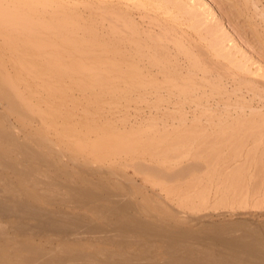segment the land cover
Instances as JSON below:
<instances>
[{"label":"rangeland","instance_id":"rangeland-1","mask_svg":"<svg viewBox=\"0 0 264 264\" xmlns=\"http://www.w3.org/2000/svg\"><path fill=\"white\" fill-rule=\"evenodd\" d=\"M259 1L260 7H264V0ZM74 3L86 21L105 14V23L115 16L152 37L167 36L171 51L180 55L177 56L182 71L166 76L141 65L145 75L137 83L147 85V89L137 90L132 79L116 78L109 65H102L97 45L80 42L83 33L54 42L47 31H28L16 25L14 17H0V88H3L0 134L10 131L14 136L12 142L0 140V157L3 165L8 166L0 168V196L10 197L12 190H17L14 192L18 199L35 208L83 218L80 235L85 234L86 238L62 241L34 233L22 235L16 227L17 218L0 217V260L8 259L14 264L18 258H24L27 251L16 250L23 245L47 251L57 247L77 250L96 256L98 261L104 260V255H99L103 252H120L116 245L90 238L105 234L117 237L116 229L107 228L106 231L112 232L97 234L85 230L89 223L105 224L92 208L97 205L101 209L108 203L99 200L84 208L61 204L52 195L59 191V196L67 197V184L98 193L107 189L106 195L131 201L134 208L130 214L163 225L197 229L203 224L249 222L264 235V24L250 0H76ZM98 33L111 39L107 28ZM125 39V34L120 33L114 42L120 46L122 41L127 44ZM176 40L191 53V58L199 59L206 73L197 70L188 74L189 60L183 51L174 50ZM116 46L112 43L110 47ZM151 83L156 87L150 88ZM16 142L28 152H38V156L48 159L39 156V162H32L18 156L14 149L21 146ZM104 143H108L107 147ZM116 143L120 149L129 148L118 151ZM76 145L87 147L79 151ZM98 145L108 150L97 151L101 149ZM215 149L221 159L211 160ZM230 153L241 154L238 161L232 160ZM9 162L16 169H10ZM24 168L36 173L32 178L39 175V186L27 182L28 178L21 174ZM233 169L239 171L235 179L231 177ZM243 184L247 186L245 192L241 191L245 190ZM43 189L50 194L47 196ZM26 225L32 227L34 222L27 221ZM156 243L153 254L160 256L161 243ZM128 250L136 251L135 245Z\"/></svg>","mask_w":264,"mask_h":264},{"label":"bare ground","instance_id":"bare-ground-1","mask_svg":"<svg viewBox=\"0 0 264 264\" xmlns=\"http://www.w3.org/2000/svg\"><path fill=\"white\" fill-rule=\"evenodd\" d=\"M75 1L76 0H0V17L12 16L16 19V25L21 26L23 29L28 30V31H34V30H36V31H39V30L40 31H47L51 34V38L54 42L60 41L61 39H64V38L68 39L69 37H73L72 34H78V33L82 34L83 33V35L80 38V42L82 44H92V45L95 44V45H97L99 48V59L101 60L102 65H104V66L109 65L111 67L110 70L115 72L116 78H121V76H127L130 79H132L134 81V88L135 89L145 88L147 86V85L145 86L144 84H142L140 82L137 83V81L142 80L143 78H141V77H144V75H145L143 70L141 69V65H147L149 68L157 69L158 74H162V75H166V76H169V75L172 76V75H175V74L182 71V70L180 71V64H179V59L177 56L179 54H177V52H175V51H174L175 53H173V51H171V49H170L171 47L169 46V43H168L171 41L169 40V38L167 36L157 34V36L152 37L154 35L151 36L147 32H141L137 26H134V24H130V23L125 22V21L121 22L115 16H112L113 18L110 17L111 19L108 18L109 19L108 23H105V20H107V17L105 14H103L100 17V19L93 17L91 20L86 21L84 19V17L81 16V14L78 12V8H77L78 6L76 3H74ZM260 3L261 2L259 0H250V5L254 9L255 13L258 16H260V18L262 19V22L264 24V7H260L261 6ZM114 18H116V20ZM106 28L108 29L107 35L111 36V39H106L105 37H102V35L100 33H98L99 30L105 31ZM120 33L125 34V36H126L125 41L127 42V44H124L125 42H123L121 40L122 44L120 46H116V44L114 42L115 37L117 34H120ZM165 33L167 34L166 31H165ZM91 34H92V36H91ZM112 43H114V45L116 47H110L112 45ZM123 44L125 46H122ZM173 44L175 46L174 50H176L178 52L183 51L184 54L186 55V57L188 58L189 63H190L188 74H194L197 70H199L203 73L207 72V69L203 67L202 63L199 61L198 58H196L193 55H192L193 58L190 57L191 53L188 50H185V48H183V46H181V42L179 43V41H177V42H174ZM112 48H114L115 50ZM173 54H175V55H173ZM212 64H213V62H212ZM147 66H146V68H148ZM146 75H148V74H146ZM207 75H208V73H207ZM202 76H203V74H202ZM230 77H232V76H230ZM187 81H189V80H187ZM0 85H2V84L0 83ZM149 86H150V88L156 87L152 83L149 84ZM172 87H176V86H172ZM0 89H3V88H0ZM127 89H129V88H127ZM145 89H147V88H145ZM158 91H159V89H158ZM184 92H186V90ZM239 92H241V91H239ZM125 94H127V93H125ZM144 94H145V92H144ZM6 96H7V94H6ZM10 96L11 95L8 93L7 97H10ZM142 96H143V94H142ZM3 97L6 98L5 95ZM143 97H145V96H143ZM178 97H176V98H178ZM257 97H258V95H257ZM185 98H186V96H185ZM9 101L12 103V99L11 100L9 99ZM14 101L15 100H13V102ZM10 102H7V103H10ZM161 102H162V100H161ZM224 106H226V105H224ZM226 107H228V106H226ZM153 108H155V107H153ZM248 110H249V107H248ZM253 110L256 111V108H254ZM258 110L259 109H257V111ZM27 116H30V115H27ZM262 117L264 118V115ZM262 123H264V122H262ZM259 125H262V124L260 123V124H257L256 126L259 127ZM262 126L264 127V124ZM250 132H251V130H250ZM227 135H229V134H227ZM12 136H13V134L10 133V131H6V132L4 131L2 134H0V140H2L3 143L6 142L7 140L8 141L10 140V142H12V141H14V138H13L14 136L13 137ZM38 137H39V135H38ZM184 139H185V137H184ZM240 139L243 140L242 137ZM186 140H187V138H186ZM253 140H255V139H253ZM117 141H119V140H116V142ZM211 141H213V140H211ZM221 141H224V140H221ZM121 142L123 143L125 141H121ZM232 142H234V141L232 140ZM16 143L18 144V142H16ZM99 143H100V141H99ZM114 143H115V141H114ZM118 143H120V142H118ZM125 143L128 144V142H125ZM125 143L123 144L124 146H125ZM235 143H236V140H235ZM104 144H102V145L106 146V144H108V143H104ZM79 145H81V144H79ZM110 145H111V143H110ZM17 146H21V147H19V149L15 148L16 150L14 149V151L17 153L18 156H22L24 159H27L28 161L39 162L38 161L39 156H40V159L41 158H42V160L44 159V157H41L43 155H39V156L37 155L38 152L37 153H30V152H28L26 147H22V145H20V144H18ZM78 146L76 145V147L79 149L80 146L79 147ZM81 146H83V145H81ZM98 146H100V145H98ZM116 146L118 147L117 148L118 151H121L123 149L125 150V148L120 149L119 145L117 143H116ZM234 146H236V145H234ZM257 146H258V142H257ZM85 147H87V146H84V149L80 148L79 151H81L82 149L86 150ZM95 147L93 146V148H95ZM106 147H104V148L107 149ZM114 147H115V144H114ZM120 147L122 148V146H120ZM130 147H131V145H130ZM210 147H212V146H210ZM72 148L77 149L75 147H72ZM93 148H92V151H93ZM104 148L102 146L101 149L99 148V150L97 149V151L105 150ZM108 148H109V145H108ZM128 148L126 147V150ZM232 148H235V147H232ZM10 149L13 150V148H10ZM113 149L114 148H112L111 150H113ZM109 150H110V148H109ZM249 150H250V148H249ZM254 150H256V149H254ZM95 151H96V148H95ZM114 151H115L114 153H116L117 150L114 149ZM239 151H238V153H239ZM213 153H214L215 157H214V155H212L213 158L211 160H214V158H215V160H218V158H220L219 150L215 149V151ZM236 153H237V151H236ZM230 155H231V153H230ZM230 155H229V157H230ZM240 155H238V156H237V154L231 155L232 160H236L237 158H239ZM212 156H210V157H212ZM263 156H264V154H263ZM46 159H48V158H45L44 160H46ZM100 159H101V157H100ZM100 159H98V160H100ZM42 160H41V162L43 163ZM258 160H260V159L258 158ZM206 161H209V160H206ZM236 161H238V160H236ZM2 162H3L2 157H0V168H3V166L8 167L6 165H3ZM6 162H7V160H6ZM41 162L39 164H41ZM48 162H50V161H48ZM215 163H216V161H215ZM244 163H245V161H244ZM10 164L11 163L9 162V165ZM29 164L30 163H28V165ZM75 164H76V162H75ZM77 164H78V161H77ZM247 164H248V162H247ZM7 165H8V162H7ZM210 165L212 166L213 164H210ZM242 165H243V163H242ZM258 166L260 167L261 165H258ZM9 167H10V169L11 168L16 169L15 166H12V165H10ZM259 167H257V168L259 169ZM207 168H208V166H207ZM210 168L211 167L209 166V169ZM260 169H261V167H260ZM19 170H21V169H19ZM29 170H30V168H29ZM213 170H215V169H213ZM229 170H231V169H229ZM255 170H257V169H255ZM30 171H28L24 168L23 170H21V174H23L25 177L28 178L27 182L32 181V185L36 186L37 182L39 181L38 180L39 175L37 176V179L32 178V176L34 177V175L36 173L34 174L33 170H30ZM227 171L225 172L226 174H227ZM257 171H259V170H257ZM214 172L215 171H213V173ZM241 172H242V170H240V174H241ZM259 172H261V170ZM232 173L233 174H231L232 175L231 177L234 178L235 176H237V174H239V171L238 170L234 171V169H233ZM242 176H245V175H242ZM257 176L259 178V175H257ZM225 177H228V176L225 175ZM79 179L81 180L82 178H79ZM236 179H238V178H236ZM257 179L255 180L256 181L255 183H258ZM223 180H224L223 184L225 185L224 182L226 180L224 178H223ZM242 180L243 179H241V181ZM83 181L87 182V180H83ZM232 181H233V179H232ZM55 182L56 181L53 182L52 186H55L54 185ZM67 182H70V181L66 180V183ZM90 182H92V180ZM236 182H237V180L235 181V183ZM43 183L45 184V182H43ZM58 183L61 184L60 181L57 182V185H59ZM235 183H234V185H235ZM255 183L253 182V184H255ZM63 184L61 186H63ZM236 185H237V183H236ZM241 185H242V183H241ZM12 186L13 185H11V187ZM66 186H67L66 188H69V193H68L67 197L59 196L58 195L59 191L57 194H55V193L53 195L51 194L52 198L59 200L58 202L61 204H65V205L70 204V205H73L76 207L84 208V207H88L90 203L98 202L99 200H105L108 203L104 206L102 205L103 207L101 209L97 208V205H96V207L92 208V210L95 213L99 214L98 217H100L101 219H104L103 223H105V224L98 226L95 224L90 225V223H89L85 227V230L97 234V233H104V232H112V230L106 231L107 228L113 229L114 231L116 229V231L119 232L117 237H112V235L109 236L108 234H105L103 236H93V237L88 236V237L99 240V241H103L104 243L116 245L119 247L120 252L117 253V252L112 251V252H107V253L103 252L102 253V251H101L102 254H99V255H102V256L104 255V260L98 261L96 256L83 254L82 252H79L77 250H68V249H64L62 247H57L51 251H47V250L39 249L36 247H30V246L27 247L26 245L25 246L23 245L22 247H19V249L17 248L16 250L17 251L23 250L25 252L27 251L28 255L25 256L24 258H18L16 260V263L14 262V264H264V235L261 233L262 231L259 228L253 227L252 224H250L249 222H240V223H235V224H228L227 223L226 225L203 224L202 226H200L197 229L187 228V227H184L183 225L168 226V225H163L162 223H159L157 221H151L148 219H143V217H141L140 215L135 216L133 214L134 215L133 216L132 214H130L131 212H129V211H131V209L133 210V208H134V205L131 204V201L128 202L126 200H122L123 198L121 199L118 195L108 196V195H106L107 189L106 190L102 189L101 192L98 193V192H96V190L94 191L90 188H86L85 186H84L85 188H77V187L71 186V185H69L70 187H68V184ZM101 186L99 185V187H101ZM240 186L239 185L237 186L238 191L240 189L239 188ZM255 186H256V184H255ZM259 186H260V184L258 185V187ZM246 187L244 185L245 190L242 189L241 191L242 192L247 191ZM5 188H7L6 184H5ZM55 188H57V187H55ZM255 188H257V187H255ZM13 189H15V188H13ZM8 190H10V189H8ZM8 190H7V193H8ZM251 190H252V188H251ZM12 191H13L12 196H10V197H9V195L0 196V217H6V218L15 217V218H17L19 220L18 221L19 224L18 225L16 224L17 225L16 227L21 232L22 235H27L28 233H34V234H39V235L53 236L56 239L62 240V241L70 240V239L75 240V241H79V240L86 239V238H83V235H85V234H83L82 236L80 235L81 229H84L80 225L81 221L84 220L83 218L81 220L78 217L76 218V216H74V217H72V215L70 216V214H68L70 216V218H68L67 217L68 215L66 216L65 213L62 211H51L49 209H43V208L40 209V207L35 208L34 205L27 203V201L25 202L24 199H22V201L20 199H18L19 196L17 197L16 193L14 192V191L17 192V190H12ZM43 191H45V190L43 189ZM238 191H237V193H238ZM41 193H42V191H41ZM45 193H46V191H45ZM48 194H50V192ZM48 194L46 193L47 196H48ZM225 201H227V200H225ZM99 205H101V204H99ZM124 213H125V215L130 214L131 216H129V217L123 216ZM30 220L34 222V225L32 227L27 226L28 224L26 225V222L30 221ZM237 231H240V233H235ZM0 232H1V230H0ZM3 234H5V233H3ZM1 236H2V234L0 233V238H2ZM85 237H87V236H85ZM137 237L139 238L138 240H134V241L130 240L131 238L137 239ZM156 242L161 243L162 253L160 256H162V258H160L159 255L153 254L155 251V248H156V244H157ZM130 245L131 246L135 245L136 251H129L128 248ZM107 251H108V249H107ZM0 264H10V263H9V260L6 259L4 261L0 260Z\"/></svg>","mask_w":264,"mask_h":264}]
</instances>
